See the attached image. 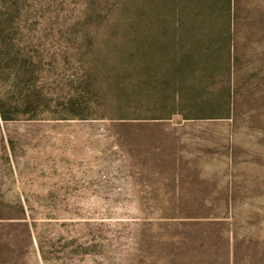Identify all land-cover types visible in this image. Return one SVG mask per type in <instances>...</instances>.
Masks as SVG:
<instances>
[{"label": "rangeland", "instance_id": "1", "mask_svg": "<svg viewBox=\"0 0 264 264\" xmlns=\"http://www.w3.org/2000/svg\"><path fill=\"white\" fill-rule=\"evenodd\" d=\"M175 5L64 0L0 115V264H264V0H187L182 38Z\"/></svg>", "mask_w": 264, "mask_h": 264}, {"label": "trees", "instance_id": "2", "mask_svg": "<svg viewBox=\"0 0 264 264\" xmlns=\"http://www.w3.org/2000/svg\"><path fill=\"white\" fill-rule=\"evenodd\" d=\"M63 2L0 0V115L4 120H14L20 113L17 109L9 110L8 104L25 103L34 107L35 101L45 96V81L48 82L52 77L49 75L66 55ZM186 2L176 0L173 33L178 38H182L186 29ZM227 15L229 21V12ZM229 29L228 23L227 32ZM23 40L27 44L21 48L19 43ZM36 40L42 42L36 44ZM42 72L48 74L47 79ZM5 89L9 94L4 98L1 91ZM24 113L36 116V112L28 109Z\"/></svg>", "mask_w": 264, "mask_h": 264}]
</instances>
